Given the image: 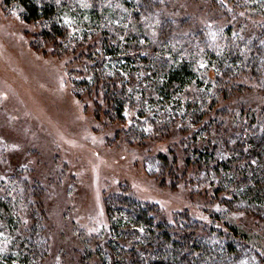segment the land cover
I'll return each mask as SVG.
<instances>
[{
	"label": "trees",
	"instance_id": "16d2710c",
	"mask_svg": "<svg viewBox=\"0 0 264 264\" xmlns=\"http://www.w3.org/2000/svg\"><path fill=\"white\" fill-rule=\"evenodd\" d=\"M6 1L22 5L24 21L40 24L32 35L35 47L48 45L51 53L68 55L79 66V96L102 93L111 122L122 123L126 107L136 111L137 123L127 137L148 136L143 117L156 134L152 138L183 123V133L189 134L181 140L184 162L178 167L172 150L171 160L160 154L162 172L167 169L174 182L179 174H201L191 183L203 180L213 187L210 199L222 209L214 220L225 221L224 231L207 228L186 212L170 223L155 206L126 192L112 193L105 197L106 240L94 253L80 242L74 264H264L252 247H259L258 235L228 220L244 213L264 226V0H203L227 23L213 34L190 17L181 23L164 14L157 0ZM109 6L121 7L119 23ZM68 18L78 30L72 46L63 42ZM246 81L259 88L255 99L248 94L246 111L236 114L230 104L219 105L246 91L241 86ZM18 170L14 164L0 185V264H53L46 193L37 180L23 183ZM161 175L157 178H165ZM251 253L256 260L246 262Z\"/></svg>",
	"mask_w": 264,
	"mask_h": 264
},
{
	"label": "rangeland",
	"instance_id": "374dc122",
	"mask_svg": "<svg viewBox=\"0 0 264 264\" xmlns=\"http://www.w3.org/2000/svg\"><path fill=\"white\" fill-rule=\"evenodd\" d=\"M60 1L89 4L88 0ZM157 1L164 14H171L181 23L190 17L196 27L207 28L211 34L222 31L227 24L208 5L203 6V0ZM109 8L118 15L115 22L119 23L121 7ZM22 12L21 4L0 0V185L6 184L14 164L23 183L39 181L47 196L46 231L53 264H74L81 254L80 242L93 253L97 245L103 244L108 229L105 197L112 193L126 192L155 206L170 223L186 212L207 228L226 230L225 221L214 220V212L222 210L210 199L215 189L203 180L193 184L201 174H179L174 182L169 171L162 172V164L158 163L160 154L171 160L172 150L181 167V140L189 136L183 133L184 124L178 123L165 136L152 138L155 133L143 117L140 122L146 126L143 129L148 136L127 137L128 129L137 123L136 111L126 107L123 122H111L102 93L97 97L87 93L79 96V66L68 55L51 53L48 45L46 49L35 47L33 41L37 38L32 35L41 26L24 21ZM68 21L69 34L63 42L71 41L72 46L78 30L71 19ZM208 74L212 77L214 72ZM243 84L248 87L246 91L219 101V105L230 104L236 114L246 111L248 98L255 99L252 96L259 88L248 81ZM96 106H100L99 113ZM161 173L165 178H157L163 176ZM228 220L258 235L259 247H252L264 258L263 224L244 213L231 214ZM7 245L4 241L2 247ZM255 258L251 253L244 260L254 262Z\"/></svg>",
	"mask_w": 264,
	"mask_h": 264
},
{
	"label": "snow or ice",
	"instance_id": "6c2138e0",
	"mask_svg": "<svg viewBox=\"0 0 264 264\" xmlns=\"http://www.w3.org/2000/svg\"><path fill=\"white\" fill-rule=\"evenodd\" d=\"M58 2H59V0H58ZM240 15H243V13H240ZM233 35H236V33H233ZM213 38L215 39V36H213ZM200 67H204V65H203V63H201L200 64ZM219 210V209H218ZM143 229H141V231H142ZM0 235H2V234H0Z\"/></svg>",
	"mask_w": 264,
	"mask_h": 264
}]
</instances>
